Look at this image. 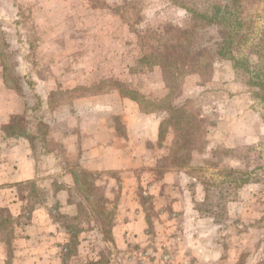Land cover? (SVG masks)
Listing matches in <instances>:
<instances>
[{
  "label": "rangeland",
  "instance_id": "obj_1",
  "mask_svg": "<svg viewBox=\"0 0 264 264\" xmlns=\"http://www.w3.org/2000/svg\"><path fill=\"white\" fill-rule=\"evenodd\" d=\"M205 1L0 0L5 76L27 90L23 95L38 110L16 116L7 131L22 133L35 118L43 165L53 153L68 163L77 152L55 138L66 134L62 121L77 112L75 103L84 100L92 117L103 114L111 122L124 120L122 113L130 109L133 122L146 120L142 113L162 112L159 139L149 146L166 147L155 174L171 170L176 187H167L159 203L141 171L128 182L119 171L77 168V185L69 192L78 213L58 212L57 218L70 234L68 253L78 254L84 235L93 251L71 264H264V101L249 84L251 74L236 70L234 59L220 58L213 49L199 56L201 41L214 44V28L202 39L200 29L190 35L193 41L184 38L193 23L189 8ZM263 4L258 0L247 8L252 26L247 24L243 52L260 38ZM103 96L116 109L99 106L106 103ZM44 103L49 109H42ZM52 117L59 118V127L50 124ZM23 186L28 209L47 197L34 182ZM131 186L147 228L139 239L122 237L119 243L113 227L123 187ZM0 217L9 228L7 213L0 210Z\"/></svg>",
  "mask_w": 264,
  "mask_h": 264
},
{
  "label": "crops",
  "instance_id": "obj_2",
  "mask_svg": "<svg viewBox=\"0 0 264 264\" xmlns=\"http://www.w3.org/2000/svg\"><path fill=\"white\" fill-rule=\"evenodd\" d=\"M51 77L57 81L56 77ZM37 80L42 83L40 79ZM35 86L39 88L41 85L35 83ZM25 90L8 82V77L5 76V64L0 57V210L7 213L10 223L9 228L0 225V264H68V260L71 264L74 257L87 259L93 251L87 241L89 235H84L86 239L83 244L87 246L79 245L78 254L68 253L67 243L70 234L63 222L57 218L58 212L66 217H74L78 213V204L70 199L69 192L77 185V168L83 166L87 170L100 173L119 171L127 175L124 179L128 182L131 180L128 176L132 174L135 177L141 171L142 175H146V178L152 181L150 193L160 199L159 203L165 200V189L170 186L173 189L176 187L172 184L173 181H169L171 170H167L161 177L155 174L159 173L156 168L162 157L160 151H164L165 154L166 147L150 148L149 146L159 139L162 112L144 114L138 110L135 115L140 116L142 113L146 116V120L133 122L132 118H128L134 111L130 109L122 113L124 120L111 122L102 117L103 114L98 118L92 117L91 107L83 100L87 99L86 96H83L77 100L83 102L74 105L77 112H71L70 117L62 121L67 128L66 134L62 137L60 134L57 136L58 128H55L56 132L51 135L52 138L57 136L55 137L57 142L68 141L67 146L76 148L77 152L75 154L72 152L68 163L61 161L58 153L52 152L51 157L47 158L49 165L46 166L43 165L41 157L37 156L44 141L37 136L39 130L36 131L35 118L22 133L7 131L12 128L16 116L27 111L28 114L29 111L38 112L23 95V92L27 94ZM31 92L38 91L32 89ZM107 98L105 97L106 103L103 100L99 101V106L116 109V104L108 105ZM130 101L133 104L135 102L131 99ZM45 108L49 109L48 104L44 103L42 109ZM58 110L59 105L56 108V116ZM114 113L118 112L114 111ZM45 114L47 115V110ZM119 121L123 123L120 124ZM60 123L58 117L54 120L53 117L51 118L50 124L53 127L54 124L59 127ZM121 126L126 127L124 131L121 130ZM32 137L36 139V144ZM39 147L40 149L37 150ZM74 166L76 171L72 169ZM29 182L36 183L38 188L48 194L46 198L34 202L28 209L30 198L23 184ZM131 188L123 187V199L120 201L119 213L113 227L115 240L119 243L122 237L139 239L147 228V215L141 209L139 200L134 197L136 195L134 186ZM176 203L177 200L173 203L174 206ZM2 219L0 217V221ZM119 248L125 247L120 245ZM90 260L98 259L91 257Z\"/></svg>",
  "mask_w": 264,
  "mask_h": 264
},
{
  "label": "trees",
  "instance_id": "obj_3",
  "mask_svg": "<svg viewBox=\"0 0 264 264\" xmlns=\"http://www.w3.org/2000/svg\"><path fill=\"white\" fill-rule=\"evenodd\" d=\"M255 1L258 2V0H206L201 7L189 8L193 23L185 29L184 38L187 42L193 41L194 38L190 35L200 29L204 31L198 35L202 39L206 36L205 31L207 33L208 27L214 28L217 34L214 44L208 45L207 42L201 41L202 45L197 50L199 56L213 49L220 58L234 59L236 70L242 69L251 74L249 84L254 88L256 96L264 101V26L258 42L249 46L248 51H242L249 40L247 24L250 25V21H247V8ZM262 17L264 19V4ZM253 57L257 59L254 62ZM165 81L167 82L166 78Z\"/></svg>",
  "mask_w": 264,
  "mask_h": 264
}]
</instances>
